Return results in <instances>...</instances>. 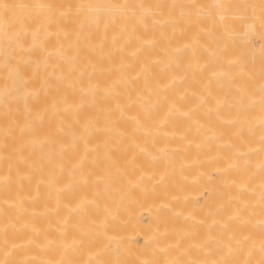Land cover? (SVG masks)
Wrapping results in <instances>:
<instances>
[{
  "label": "bare ground",
  "instance_id": "6f19581e",
  "mask_svg": "<svg viewBox=\"0 0 264 264\" xmlns=\"http://www.w3.org/2000/svg\"><path fill=\"white\" fill-rule=\"evenodd\" d=\"M0 264H264V0H0Z\"/></svg>",
  "mask_w": 264,
  "mask_h": 264
}]
</instances>
